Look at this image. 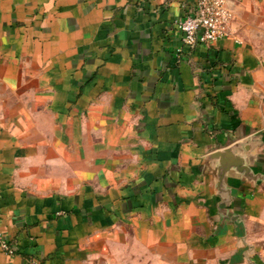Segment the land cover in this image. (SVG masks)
Masks as SVG:
<instances>
[{
  "label": "crops",
  "instance_id": "obj_1",
  "mask_svg": "<svg viewBox=\"0 0 264 264\" xmlns=\"http://www.w3.org/2000/svg\"><path fill=\"white\" fill-rule=\"evenodd\" d=\"M195 3L0 0V264H264V0Z\"/></svg>",
  "mask_w": 264,
  "mask_h": 264
},
{
  "label": "built area",
  "instance_id": "obj_2",
  "mask_svg": "<svg viewBox=\"0 0 264 264\" xmlns=\"http://www.w3.org/2000/svg\"><path fill=\"white\" fill-rule=\"evenodd\" d=\"M233 20V13L227 0H196L194 13L176 20L174 25L182 35V48L193 49L199 44L215 43L228 36L227 28ZM0 246L12 253L0 231Z\"/></svg>",
  "mask_w": 264,
  "mask_h": 264
},
{
  "label": "water",
  "instance_id": "obj_3",
  "mask_svg": "<svg viewBox=\"0 0 264 264\" xmlns=\"http://www.w3.org/2000/svg\"><path fill=\"white\" fill-rule=\"evenodd\" d=\"M241 146L242 145L239 144V145H236L232 148H228V149L224 150L223 152L216 154V156L226 155L230 159V166L228 168H225L226 170H224V172L221 173V177H224L226 175V173L229 171V169H232V168H234L239 173H243L245 171L244 167L240 166L239 159L236 158L234 155V152L237 151L238 148H240ZM250 149H251V146H246L245 147V154H248Z\"/></svg>",
  "mask_w": 264,
  "mask_h": 264
}]
</instances>
